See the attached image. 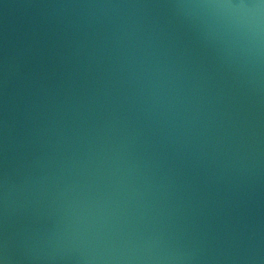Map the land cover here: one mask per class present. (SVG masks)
I'll return each instance as SVG.
<instances>
[{
  "label": "water",
  "instance_id": "95a60500",
  "mask_svg": "<svg viewBox=\"0 0 264 264\" xmlns=\"http://www.w3.org/2000/svg\"><path fill=\"white\" fill-rule=\"evenodd\" d=\"M0 264H264V0H0Z\"/></svg>",
  "mask_w": 264,
  "mask_h": 264
}]
</instances>
